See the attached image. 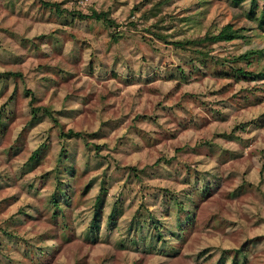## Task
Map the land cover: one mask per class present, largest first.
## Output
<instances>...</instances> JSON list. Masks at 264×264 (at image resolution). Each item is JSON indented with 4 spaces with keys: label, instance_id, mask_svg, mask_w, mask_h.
Listing matches in <instances>:
<instances>
[{
    "label": "rangeland",
    "instance_id": "374dc122",
    "mask_svg": "<svg viewBox=\"0 0 264 264\" xmlns=\"http://www.w3.org/2000/svg\"><path fill=\"white\" fill-rule=\"evenodd\" d=\"M42 1L115 24L71 23ZM161 1L0 0V75L20 74L0 76V264H264V81L223 74L263 71L264 30L244 13L264 1ZM158 23L171 42L233 23L251 43L200 46L213 59L158 40ZM249 50L263 54L235 62ZM32 94L58 123L34 120ZM167 190L193 214L179 239Z\"/></svg>",
    "mask_w": 264,
    "mask_h": 264
},
{
    "label": "trees",
    "instance_id": "16d2710c",
    "mask_svg": "<svg viewBox=\"0 0 264 264\" xmlns=\"http://www.w3.org/2000/svg\"><path fill=\"white\" fill-rule=\"evenodd\" d=\"M248 0H232V3L234 4V6L238 7L240 5H242L244 2H246ZM264 1V0H263ZM259 0H251V3L253 5V7L257 6L259 3ZM170 4L169 0H164L161 1L157 4V8L158 10H163L164 6H167ZM42 5L47 8L48 10H50L52 13H55L58 17L62 18H69L71 20V23L75 22V21H81V22H85V21H91V20H97V21H102L105 24H107L109 27L114 26L115 22L114 20L110 17L109 14L107 13H98V12H94L91 15H87V14H83L80 11H77L76 9H72L70 10L69 8L64 7V3H58V2H49V1H42ZM156 8V9H157ZM253 10V9H252ZM244 16L246 17L247 20L252 21V22H256L258 24V29L260 30H264V8L262 9V11L260 12L259 16H254L253 15V11L251 12H246L244 13ZM161 23H165V19H162ZM160 25L159 23L157 25H154L152 27H150L148 29V31L154 35L158 40L164 42L165 44H170V45H174L176 48H179L180 50H184L185 52H190V53H197L200 55H203L204 57H211L213 59H217V57L212 56L211 53H203L202 51H200V46H204L207 44H211V45H216V44H232L234 41H239V40H243L244 42H246L247 44L251 43V37L246 35V33L248 31H250V29L246 28V27H242V28H236L235 25L233 23H229L225 26H223L221 29H218L216 32L214 31H208L206 34L199 36L196 39L193 40H187V39H183L181 41H169L170 36L169 35H164L162 33L163 30L165 29H169V27H165L163 25ZM253 30V29H251ZM199 48V49H198ZM259 55L261 56L263 54V52L261 50H249L247 51L245 54L239 55L235 57V62H242V61H247L251 56L254 55ZM195 61L188 57V63L193 64ZM229 62V61H228ZM228 66V71H224V75L225 76H230V74L232 73L234 77H236L237 79L241 78V79H245L251 82H263L264 81V69L263 71L260 72H249L244 70L243 68H237V67H232L231 65H227ZM179 72H182L183 78H184V72L182 71L181 68H179ZM0 76L2 77H7V76H20V74H14V73H4L1 74ZM32 99L30 101V106L32 108V115L34 117L35 121H40L42 116H49L51 117L54 122L58 123V120L55 119L53 112L49 111L46 108H40V107H34L35 104V96L32 94L31 95ZM61 136L64 137L65 140H72L74 138H85L86 134L82 133V132H75L74 130H70L67 133H61ZM89 145V144H88ZM92 145V144H91ZM66 150L63 148L61 150L60 153V163H69L71 162L70 158H67L66 156ZM40 154H41V150L38 149L37 151H35L32 156L29 159L28 164L32 165L36 163L37 160L40 159ZM69 172V174H71V170H72V166H68L67 169ZM67 186H70L69 184H67ZM58 190L59 193L62 196L66 195V189L63 188L62 185L58 186ZM101 196H99L97 198V209L100 208V205L102 203V197L104 196V194L106 193L105 188L101 189ZM167 192L166 195H169L168 200H167V205L169 206H173L174 208H178L179 210L176 212L175 218H176V229H175V237L176 238H182V235L187 231V227H189L192 218H193V214L187 210V208L185 207L184 203L181 200V197H178L177 195L175 196V194L171 193L172 191H165ZM190 194V193H189ZM185 195L184 194V198L188 199L190 195ZM56 197H54V203H56ZM59 204H55L56 206V212L54 213L55 215L58 214V212L60 211V209L58 208ZM116 207L113 209V211L111 212V214L109 215V224L112 225L114 223L115 217H116ZM149 212V211H148ZM98 216L99 214L97 213L95 216V219L93 220L92 223V228L97 227L98 226ZM146 225L147 226H151V228L156 229L157 230V237L158 238H162V233L159 231L160 230V225H158V223H156V220L154 218V216H152L151 213H149L148 218L146 220ZM182 228L183 230V234L178 232L179 228ZM140 231V228H137V232ZM138 234V233H137ZM178 238V239H179Z\"/></svg>",
    "mask_w": 264,
    "mask_h": 264
}]
</instances>
